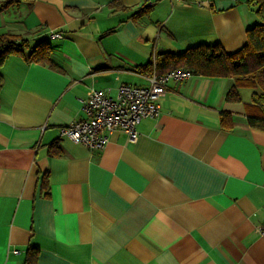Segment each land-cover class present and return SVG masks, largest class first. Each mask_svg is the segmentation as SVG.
<instances>
[{
    "label": "crops",
    "instance_id": "0c3cea01",
    "mask_svg": "<svg viewBox=\"0 0 264 264\" xmlns=\"http://www.w3.org/2000/svg\"><path fill=\"white\" fill-rule=\"evenodd\" d=\"M3 0H0V3ZM253 0H19L0 36L30 48L0 64V264H264V130L233 78L169 81L154 119L101 151L60 136L91 89L148 85L156 55L218 44L260 23ZM59 33L60 38L52 37ZM49 46V64L28 62ZM222 114L229 117L222 124Z\"/></svg>",
    "mask_w": 264,
    "mask_h": 264
},
{
    "label": "trees",
    "instance_id": "16d2710c",
    "mask_svg": "<svg viewBox=\"0 0 264 264\" xmlns=\"http://www.w3.org/2000/svg\"><path fill=\"white\" fill-rule=\"evenodd\" d=\"M19 0H3L1 9L16 5ZM255 13L259 24L247 29V43L237 52L227 54L218 45H199L183 51L179 55L158 54L149 66V75L155 67V72L163 73L172 69L183 68L192 76L209 78H233L235 83L226 93V101H239V87H249L252 92L251 102L259 108L261 116H248L252 127L264 130V0H253ZM30 48L25 39H16L10 35L0 36V64L11 53ZM49 46L40 42L31 48L28 62L49 64ZM1 85V82H0ZM222 124L228 125L229 117L222 114ZM33 253L26 259V264H37Z\"/></svg>",
    "mask_w": 264,
    "mask_h": 264
},
{
    "label": "built area",
    "instance_id": "2783aa9c",
    "mask_svg": "<svg viewBox=\"0 0 264 264\" xmlns=\"http://www.w3.org/2000/svg\"><path fill=\"white\" fill-rule=\"evenodd\" d=\"M156 1L147 0L148 6ZM52 37L60 38L61 35L53 32ZM191 76V72L183 68L157 73L153 67L146 86L120 85L114 95L91 89L81 101L84 117L60 128V136L92 151L103 150L115 131L122 132L130 142H134L139 136L137 127L141 120L158 116L166 84L169 81H185ZM256 233L264 238V218Z\"/></svg>",
    "mask_w": 264,
    "mask_h": 264
}]
</instances>
